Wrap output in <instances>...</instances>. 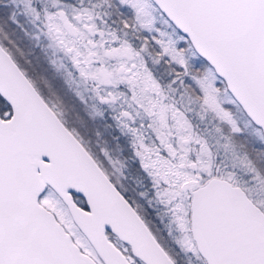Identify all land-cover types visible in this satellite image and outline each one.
Masks as SVG:
<instances>
[{
    "label": "snow or ice",
    "instance_id": "1",
    "mask_svg": "<svg viewBox=\"0 0 264 264\" xmlns=\"http://www.w3.org/2000/svg\"><path fill=\"white\" fill-rule=\"evenodd\" d=\"M0 3L70 61L151 186L129 196L0 36V264H264V0Z\"/></svg>",
    "mask_w": 264,
    "mask_h": 264
},
{
    "label": "rangeland",
    "instance_id": "2",
    "mask_svg": "<svg viewBox=\"0 0 264 264\" xmlns=\"http://www.w3.org/2000/svg\"><path fill=\"white\" fill-rule=\"evenodd\" d=\"M19 21L21 22V24H24L26 26L28 30V33H26V35L28 36V38L25 39V37L23 38L22 36H19L18 43H16L14 39H12L11 41L15 45V48L19 50L17 58L24 71L32 73L33 68L29 66L28 63H26V61L24 60V55L20 50L21 39L31 47L34 46L36 51L46 59L47 64L49 65L48 67L52 71L57 73L64 87L68 88L70 93L73 92V97L79 99V97L76 95L78 91L81 93V95L90 97L91 93L85 92L83 86L78 87L79 82L76 80V74L72 69L70 61H68L61 52L56 50L50 44L48 38L43 35L42 32L39 31L38 28L34 26L29 20L19 19ZM3 35H5L4 30L0 29V36ZM161 71H163V69H161ZM35 84L43 91V95L47 97L49 101L57 104L59 109L63 112L64 120H68L66 121L68 123V126L75 127L76 130L81 134L82 129L77 123V119L73 120L72 118H69V116H67V113L63 108L64 106L58 100L56 93H54L52 90H48V88L45 86H41L38 80L35 81ZM82 105L84 106L83 108L86 111L87 116L91 117V114H95L100 126L96 129V131H94V137H92V139L87 134L85 135L84 139L90 143V147L93 146L95 148L94 151L98 152L100 148H103L110 154V156L121 161L124 167L122 168L118 179L120 184L123 185V187L127 190L128 195L135 196V194L138 192L144 191L145 189H150V182L148 181L143 171L140 169L139 162L133 156L130 137L121 133L120 130L116 127L115 122L111 118V112L104 107L99 108L92 99H88L87 102L82 103ZM97 111H102L103 115H97ZM193 124L199 125L201 131L204 130V125L201 124L195 117H193ZM100 128H107L106 131L110 133L113 144H108L106 141L101 140L100 143L102 144L100 146L98 145V140L96 141V137L101 135L102 130H99ZM245 179L247 178L245 177ZM140 184H143L144 187L142 188ZM140 203L143 205L144 202L140 201ZM147 211L149 214L147 215V217L150 220V224L155 229V231H159L160 233L163 232L164 226L157 219H155V212L151 209H148ZM166 222L167 221L165 220V223ZM172 248L174 247L172 246Z\"/></svg>",
    "mask_w": 264,
    "mask_h": 264
},
{
    "label": "trees",
    "instance_id": "3",
    "mask_svg": "<svg viewBox=\"0 0 264 264\" xmlns=\"http://www.w3.org/2000/svg\"><path fill=\"white\" fill-rule=\"evenodd\" d=\"M4 6V3H0V7ZM17 24L20 25L21 22L18 20ZM0 29L4 30V34L8 36V39H14L16 43H18L19 36H22L23 38L25 37V39L28 38V36L26 35V33H28V30L24 24H21L18 27L16 24H12L10 21L0 18ZM20 50L24 55V60L26 61V63H28V65L33 68L32 73L26 72L28 76L31 77L34 82L38 80L41 86H45L48 88V90H52L54 93H56L58 100L64 106L63 108L66 111L67 116H69V118H72L73 120L77 119L76 121L82 129L81 136L84 138L87 134L92 139V137H94V131H96V129L100 127L95 114H91V117L87 116V113L83 108L84 106L82 105L80 100L76 97H73V92L70 93L69 89L64 87L60 77L57 75V73H55L48 67L49 65L47 64L46 59L36 51L34 46L31 47L21 39ZM99 130L102 131L101 135L96 137V141L98 140V145L100 146L102 144L100 143L101 140L106 141L108 144H113L110 133L106 131L107 128H100ZM254 146L259 147V145ZM91 148L94 151L95 148L93 146H91ZM145 219L150 222L147 216L145 217Z\"/></svg>",
    "mask_w": 264,
    "mask_h": 264
},
{
    "label": "flooded vegetation",
    "instance_id": "4",
    "mask_svg": "<svg viewBox=\"0 0 264 264\" xmlns=\"http://www.w3.org/2000/svg\"><path fill=\"white\" fill-rule=\"evenodd\" d=\"M162 233V236H165L166 237V231L164 230L163 232H161ZM173 251H175V252H178L179 250L177 249V248H175V246L173 245ZM182 258H180V259H178V264H180V260H181Z\"/></svg>",
    "mask_w": 264,
    "mask_h": 264
}]
</instances>
